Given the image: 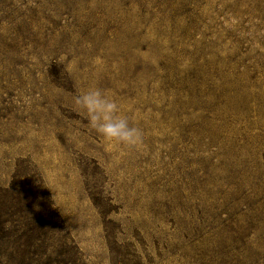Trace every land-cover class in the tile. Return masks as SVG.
Listing matches in <instances>:
<instances>
[{
    "label": "rangeland",
    "instance_id": "1",
    "mask_svg": "<svg viewBox=\"0 0 264 264\" xmlns=\"http://www.w3.org/2000/svg\"><path fill=\"white\" fill-rule=\"evenodd\" d=\"M228 3L0 0V213L23 203L14 224L52 261L264 264V117L230 114L213 56ZM93 85L143 129L136 148L74 109Z\"/></svg>",
    "mask_w": 264,
    "mask_h": 264
},
{
    "label": "trees",
    "instance_id": "2",
    "mask_svg": "<svg viewBox=\"0 0 264 264\" xmlns=\"http://www.w3.org/2000/svg\"><path fill=\"white\" fill-rule=\"evenodd\" d=\"M228 5L224 23V49L219 44V18L213 28V56L216 59L217 73L220 74L219 81L222 83L219 87L223 89L227 105L231 107V115L238 114L234 104L246 103L252 104L259 116L264 117V0H229ZM218 62L224 65L223 70L218 69ZM219 87L215 88L216 94ZM227 121L233 135L235 119L229 117ZM259 129L264 136V125ZM12 203L14 202H9L8 208L11 212L7 214L8 217L4 210L0 213V264H74L69 258L52 261V244L36 238L33 228H18L14 224L18 221L15 217L17 214L21 216L23 203L16 204L18 206ZM5 207L6 203L0 199V211ZM50 207L53 216H57L54 205L51 204ZM21 238L24 240L23 246L20 245ZM44 258L50 260H43Z\"/></svg>",
    "mask_w": 264,
    "mask_h": 264
},
{
    "label": "clouds",
    "instance_id": "3",
    "mask_svg": "<svg viewBox=\"0 0 264 264\" xmlns=\"http://www.w3.org/2000/svg\"><path fill=\"white\" fill-rule=\"evenodd\" d=\"M74 109L105 142L121 144L129 149L140 145L144 138L142 128L122 113L118 100L107 90L88 86L72 98Z\"/></svg>",
    "mask_w": 264,
    "mask_h": 264
}]
</instances>
